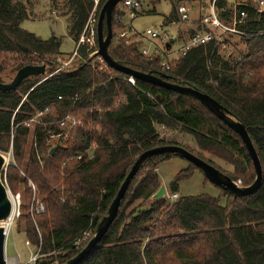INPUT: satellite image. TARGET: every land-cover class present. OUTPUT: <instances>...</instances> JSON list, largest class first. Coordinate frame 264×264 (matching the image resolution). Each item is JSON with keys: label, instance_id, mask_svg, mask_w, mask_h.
Segmentation results:
<instances>
[{"label": "trees", "instance_id": "16d2710c", "mask_svg": "<svg viewBox=\"0 0 264 264\" xmlns=\"http://www.w3.org/2000/svg\"><path fill=\"white\" fill-rule=\"evenodd\" d=\"M50 1L76 44L94 0ZM105 1H98L96 16ZM122 1L112 12L109 55L136 71L197 89L222 105L244 125L261 163L262 183L251 195L235 197L219 188L218 196H177L144 207L140 203H146L160 186L154 169L176 156L153 155L131 179L104 236L78 264H264V9L253 0H214L219 18L227 23L233 6L242 3L236 13L245 14L238 28L246 35L228 34L222 41L211 38L171 60L165 69L159 56L141 54L140 41L114 31L122 27ZM209 1H202L187 40L207 31L200 19ZM159 2L149 0L153 7ZM31 3L0 0V72L4 54L22 60L15 70L45 64L43 74L25 78L15 89H0V152L11 151L16 166L9 164L2 179L13 194L22 188L17 220L26 219V239L44 256L37 264H65L75 257L94 235L138 156L154 147L180 145L157 132V125L191 135L198 150L181 146L233 181L239 180L241 186L254 181L253 165L239 135L196 99L138 79L129 82L127 75L95 56L97 40L95 46L80 44L63 66L57 61L63 55L61 37L42 39L20 27L30 16ZM170 3L164 20L177 23L178 5ZM231 37L239 39L243 48L237 56L227 51ZM0 82L7 83L1 77ZM38 112L43 114L27 150L28 123ZM67 116L75 124L69 120L61 127ZM54 136L56 142L48 144ZM204 153L232 169L223 170ZM195 169L199 168L190 163L179 171L169 195L176 194L177 182ZM28 181L44 205L34 219L28 211L33 198ZM85 233L90 238L82 243Z\"/></svg>", "mask_w": 264, "mask_h": 264}, {"label": "rangeland", "instance_id": "374dc122", "mask_svg": "<svg viewBox=\"0 0 264 264\" xmlns=\"http://www.w3.org/2000/svg\"><path fill=\"white\" fill-rule=\"evenodd\" d=\"M31 1L32 3L30 8V16L28 19H25L21 22L20 27L28 32L35 34L36 36H39L42 39H47L52 35L61 37L62 44L60 50L63 53V55L59 56L57 58L58 59L57 61L59 62L66 61L70 53L73 52L75 44L67 34L65 19L63 17H59L58 12L56 10H52L51 8L52 1L50 0H31ZM140 1H141V10L139 11L140 13H138L139 15H137L135 18L130 19L128 13L124 11V14L121 18L122 27L115 28L114 30L117 33V35H120L121 33H125L127 38L130 37L132 39L140 41V39L143 36H145V30L147 28H161L162 30H166L167 33L169 34H171L172 32V36H177V34L179 33L178 36L181 39L178 37L176 40L184 41L183 38L186 36V33L188 34L189 31H192V29L196 27V23L195 24L190 23L191 18L192 17L195 19L199 18L198 16L196 17L191 16V13L193 12L192 6L197 4L201 5L202 1L204 2L209 0H160V2L155 5V10L154 7L149 3V0H140ZM228 1H230V3H234L235 1H247V0H228ZM170 2H175L177 3L178 6L184 5L191 9V11L189 12L190 13L189 20L185 22L183 21V22L175 23L176 25L174 26L172 25L173 26L172 29H170L166 24H164V19L165 17L168 16L171 10ZM259 8L264 9V4H260ZM98 14L97 16H95L96 21L98 18ZM221 38L225 40L226 35L221 36ZM157 40L158 39H154L150 43L154 44ZM176 40L172 42V47H171L172 53L168 54V57H165L166 54L154 55V56H159L162 62L171 61L174 55L175 56L179 55L177 50L183 44V43L181 44L179 41ZM227 42L229 44L227 50L228 53H232V55L237 56L240 53V51L243 50V48H241V43L239 42V39L235 37H231L230 40ZM150 43L147 41V43L143 45L141 44L140 46H145L147 49H149L152 48V44ZM161 47L163 46L161 45ZM19 59L20 58L17 59L15 55L12 54H4L2 56L3 70L0 72V77L3 82L8 83L14 77L17 71L15 70V68L20 63H22V60ZM36 123L37 121H31L28 123V125L30 126H29V135L27 138L28 139L27 150L31 146L32 131ZM155 128L157 132L159 133L163 132V136H165L166 139L168 140L175 139L178 140L179 142L178 144L180 145L188 144L186 146L195 150L197 149L195 140L191 135L187 133H178L177 131L164 130L162 127L158 125ZM56 140L57 137L54 136L50 139V141H48V144L51 143L54 144ZM3 154L6 157L8 165L12 164L15 166V164L13 163L11 151ZM203 155L205 158H211L214 161V163L223 170L230 171L232 169L231 165L227 164L223 160L208 155L207 153H204ZM7 166L5 167L3 172H6ZM189 166H190V162L179 156H172L160 162L158 167L156 166V169H154V171L159 176L160 185L162 183L165 185L167 194L170 193L169 185L174 180L176 174L179 171ZM3 182L7 190L10 191L5 177ZM236 183L239 186H241L239 180L236 181ZM177 187H178V191L176 193L177 196H189V195H199V194L218 196L220 194L219 187L208 181L205 178L202 171H200L199 169H195L190 177L179 180L177 182ZM16 194L14 193L13 195L15 196ZM18 194L21 204L23 200L21 196L22 188L19 189ZM32 200L33 198L31 196L28 211H30L31 209ZM15 201L17 203L16 198ZM221 202L223 203L222 197H221ZM136 203H140V202L138 201ZM140 204L144 207L148 206V204L146 205V203L144 202H141ZM25 228H26V219L23 217L19 218L18 220L16 219L12 224V227L8 235L6 236V241H5V254H6L7 264H24L31 256H35L38 254V251L35 249L34 246H32L31 244L29 245L26 244L25 241L27 240L26 238L28 237H26L24 233ZM89 238H90V234L88 233L82 238V243H84V241L88 240ZM42 257L44 256L41 257L38 256L39 259H44Z\"/></svg>", "mask_w": 264, "mask_h": 264}, {"label": "water", "instance_id": "95a60500", "mask_svg": "<svg viewBox=\"0 0 264 264\" xmlns=\"http://www.w3.org/2000/svg\"><path fill=\"white\" fill-rule=\"evenodd\" d=\"M121 0H106L102 5L97 22H96V40H97V50L95 51V56H99L101 60L110 68L119 71L129 78L138 79L150 84L169 89L176 93L184 94L186 96L192 97L204 105L210 112H212L216 117L221 119L228 127L233 129L240 137L246 152L253 165L255 178L254 181L249 186H239L235 181H233L228 176L224 175L217 168L197 157L181 145H164L159 147H154L142 152L134 164L132 165L130 171L126 175L124 181L120 185L114 199L112 200L107 214L98 223L94 235L87 242L85 247L81 249L79 253L72 259L68 260L65 264H78L101 240L110 225L112 224L114 218L117 215L120 201L124 197L127 187L135 175V173L143 166L148 158L153 155L159 154H174L176 156L182 157L199 168L204 174L205 178L212 184L218 186L221 189L228 191L235 197L251 195L255 193L262 183V167L257 155V152L252 144V141L244 127V125L237 120L234 116L230 115L225 108L220 105L212 97L203 93L197 89L191 88L189 86H184L176 83H172L166 80L163 76H156L151 73H142L136 71L130 67H127L117 61H115L108 53V45L112 38V27L111 19L112 12L115 6ZM45 72V64L33 65L27 64L22 66L17 70L13 79L8 83L0 82L1 90H12L15 89L22 80L32 75H39ZM56 147L50 150V154L54 152ZM8 165L5 155L0 152V222L5 220L11 213L12 203L8 195L7 188L3 182L2 175L5 167ZM167 196V190L165 185L162 183L157 191L150 196L146 204H150L159 200L165 199ZM5 241L6 234L4 227L0 225V264H7L6 254H5Z\"/></svg>", "mask_w": 264, "mask_h": 264}, {"label": "built area", "instance_id": "2783aa9c", "mask_svg": "<svg viewBox=\"0 0 264 264\" xmlns=\"http://www.w3.org/2000/svg\"><path fill=\"white\" fill-rule=\"evenodd\" d=\"M98 1L99 0H94V7H93V9H92V11L88 17V20L85 24L83 32L80 35L77 43L75 44V47H74V50L72 52L71 57L69 59H67L66 61L62 62L63 66H66L70 63L72 58L76 55L77 48L80 44H88L89 46H95L96 22H97L95 19V16H96L95 8L97 6ZM253 1L257 7H259L260 4H264V0H253ZM241 4L242 3H237L233 6L232 19L229 23H227L224 20L219 18L217 11H216V8H215V1L214 0L209 1L208 5H207V10L203 14L202 18L200 19V24L205 26L207 31L203 34L197 32V33L191 35L189 37V39L179 47V49L177 50L178 54L184 55L192 47L204 44L207 41H209L211 38H216L217 40L222 41L223 39L221 38V36H223V35L224 36L228 35V34H234V35H238V36L246 35L244 32H242L238 28V24H240L242 22L243 18L245 17V14L243 11L240 12L239 17L237 16V13H236L237 5H241ZM122 8L124 9L125 12L128 13L129 18L133 19L137 15H139L138 13H140L139 11L141 10V1L140 0H123L122 1ZM190 11H191V9L189 7H186L184 5L178 6V8H177L178 22L188 21ZM145 35L150 40H154V39L160 40L164 45L170 39V34L167 33L166 30H162L161 28H148L145 30ZM120 36L127 38L125 33H121ZM140 52L145 57L150 55L149 50L145 46H140ZM165 57H167V54ZM169 62L170 61H163L162 66L165 69H168L170 67ZM128 81L131 83L134 82V80L132 78H128ZM42 114H43V112L36 113L29 121L30 122L31 121H37V123H38L37 119ZM69 120L71 121L72 125L75 124V122H76L75 119L67 116L64 120H62L59 123L60 126L61 127L65 126V123ZM88 154H90V152H88ZM77 158L80 159V156ZM28 186L33 191V200H32V205H31V209H30L29 213H30L31 217L34 219L35 215L43 212L44 205L41 201H39L35 197L36 196L35 195L36 187L34 186V184L31 181H28ZM8 195H9V198H10L11 203H12L11 213L5 220L0 222V225H2L4 227L6 236L8 235V233L12 227V224L20 215L19 194L17 193L14 196L10 191H8ZM176 197H177L176 194H173V195L167 194V196H166V198H168L170 200H172ZM15 198L17 199V203L15 201ZM87 234L88 233H85L84 236ZM25 242L27 245L30 244L27 240ZM38 256H40V255L37 254L35 256H31L24 264H37V260L39 259ZM49 264H53V263H49Z\"/></svg>", "mask_w": 264, "mask_h": 264}, {"label": "crops", "instance_id": "0c3cea01", "mask_svg": "<svg viewBox=\"0 0 264 264\" xmlns=\"http://www.w3.org/2000/svg\"><path fill=\"white\" fill-rule=\"evenodd\" d=\"M154 10H155V7H154ZM200 10H201V5H199V4L193 5L192 6V11L193 12L191 13V16H195V17L198 16ZM198 19H195V18L192 17L190 23L191 24H195ZM164 24H166L170 29H172L173 26L176 25L173 21H166V20H164ZM170 35H171L170 36V39H169V41H167V43L165 45L160 40H157L154 44L153 43H150L153 40H150L146 35L142 37L143 39L142 38L140 39V43L143 45V44L147 43V41H148L150 44H152V48H149L150 50L148 49L149 50V53L151 55H163V54H167V57H168V54L172 53V50H171L172 49L171 48L172 47V42L179 37L178 36L179 33L177 34V36H172V32H171ZM187 37H188V35L186 33V36L183 38L184 41H179V40H176V41H179L182 44V43H184L187 40ZM161 45L163 47H161ZM171 55H173V54H171ZM178 56L179 55H176V56L174 55V57H172V60L175 59ZM160 133L163 135V132H160ZM178 133H181V132H178ZM171 141H174V142L179 143L178 140H175V139H172ZM185 145H188V144H185Z\"/></svg>", "mask_w": 264, "mask_h": 264}]
</instances>
